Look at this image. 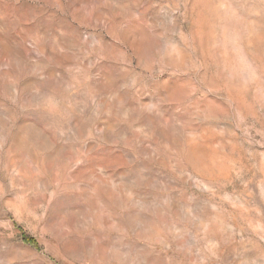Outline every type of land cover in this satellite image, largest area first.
I'll return each instance as SVG.
<instances>
[{"label": "rangeland", "instance_id": "rangeland-1", "mask_svg": "<svg viewBox=\"0 0 264 264\" xmlns=\"http://www.w3.org/2000/svg\"><path fill=\"white\" fill-rule=\"evenodd\" d=\"M0 264H264V0H0Z\"/></svg>", "mask_w": 264, "mask_h": 264}]
</instances>
